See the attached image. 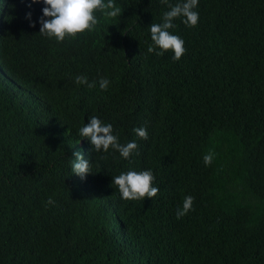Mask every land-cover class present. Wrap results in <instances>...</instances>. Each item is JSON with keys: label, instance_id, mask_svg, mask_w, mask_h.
<instances>
[{"label": "trees", "instance_id": "1", "mask_svg": "<svg viewBox=\"0 0 264 264\" xmlns=\"http://www.w3.org/2000/svg\"><path fill=\"white\" fill-rule=\"evenodd\" d=\"M115 2L119 17L57 42L43 3L0 0V264H264V0H198L197 25L169 30L178 61L147 52L148 27L184 0ZM93 116L137 150H92ZM130 170L157 195L123 200L112 179Z\"/></svg>", "mask_w": 264, "mask_h": 264}, {"label": "clouds", "instance_id": "2", "mask_svg": "<svg viewBox=\"0 0 264 264\" xmlns=\"http://www.w3.org/2000/svg\"><path fill=\"white\" fill-rule=\"evenodd\" d=\"M167 3V0H162ZM31 3H43L42 16L39 18V34L57 42H63L65 38H75L84 32L95 30L100 23L96 13L99 12L104 18L114 19L121 15L122 9L115 0H31ZM198 0H184L174 6L169 5V10L162 15L161 23H152L148 28L152 44L147 48L148 53H155L162 56L165 52L171 51L173 59L179 60L185 53L184 41L177 35L169 31L175 25L173 20L183 17V23L189 27L197 25L199 15L193 9L197 6ZM30 6V5H29ZM31 13L26 14V19H30ZM30 26H35L30 24ZM159 49L160 51H157ZM78 85H87L89 88L96 86V81L89 82L87 77L79 75L75 78ZM107 78L98 81L101 90H107L109 86ZM133 132L143 140L148 139V132L145 127L134 128ZM79 135L90 141L92 150L108 152L109 148L117 151L119 155L128 159L138 148L135 141L127 144H120L117 136L113 134L110 124H104L98 117H91L87 124L79 129ZM72 172L83 179L90 173V163L85 160L80 152L73 153ZM213 155L206 154L203 157L205 165L212 163ZM154 176L151 170L141 172L128 171L121 173L112 179V183L118 188L123 200L151 199L159 192L158 187H153ZM194 198L186 196L181 208L177 209L176 216L181 218L192 210ZM52 204L51 199L48 200Z\"/></svg>", "mask_w": 264, "mask_h": 264}]
</instances>
